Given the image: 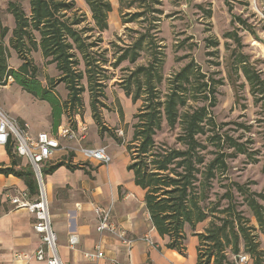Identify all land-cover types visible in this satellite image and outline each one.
I'll return each mask as SVG.
<instances>
[{
    "label": "trees",
    "instance_id": "16d2710c",
    "mask_svg": "<svg viewBox=\"0 0 264 264\" xmlns=\"http://www.w3.org/2000/svg\"><path fill=\"white\" fill-rule=\"evenodd\" d=\"M85 1L91 11L93 26L81 27L87 21V16L75 0H30L29 14L19 2L9 0L8 10L16 23L9 45L5 42L9 29L0 22V84H6L9 77H12L24 91L48 102L52 109L54 131L62 123L68 102L73 106L82 102L84 79L91 93L93 118L101 126L103 122L98 103L100 96L104 95L105 79L108 76L102 65L97 63L98 59L91 49L97 45V41L87 43V40L92 36L89 32L96 30L101 33L109 28V13L113 6L111 0ZM142 14L143 12L134 13L131 20ZM144 42L145 36L140 37L135 45L128 47L118 57L114 65L117 66L126 59L135 62ZM9 47L14 48L23 60L19 68L10 67L8 63ZM37 50L41 51L48 63H55L60 71L59 78H50L47 86L39 80L38 67L30 57V53ZM163 62V59L154 55L147 65H139L134 69L125 86L126 94L132 95L131 85L134 83L137 91L132 96L133 100H143L135 114L133 137L127 145L130 156L128 169L134 172L135 183L145 190V203L151 221L161 236L169 237L167 247L185 254L186 225L195 230L198 223L213 216L205 232H194L200 241L198 264H237V257L241 253H247L253 264H264V250L260 247L258 235L252 231L254 227L234 213H228L218 224L214 220L216 207L204 204L209 198L213 180L218 173H225L228 166L226 154L221 151H206L208 146L202 140V136L207 134V140L213 142L216 139L221 141L222 137L208 133L216 125L209 107H191L188 102L190 99L210 100L211 85L204 80L205 75L194 61H190L173 76L169 92L161 96L158 84L163 80ZM238 63L255 101H262L264 105V78L261 72L247 59H241ZM82 64L84 69L81 68ZM59 82H64L69 90L70 98L66 102L55 91ZM215 103L216 99L213 97L210 104L214 106ZM164 123L172 130L178 129L174 144H159L156 141V135L163 129ZM224 141L236 153L247 152L244 143L230 135H226ZM6 150L11 163H0V173L22 178L31 193L36 195L38 183L32 165L22 164L14 141H8ZM209 153L214 156L208 158ZM63 164L65 163L58 162L48 171ZM42 172L45 173L44 169ZM255 194L264 201L263 193H254L248 195V204L264 231V203ZM201 246H206L204 253H201Z\"/></svg>",
    "mask_w": 264,
    "mask_h": 264
},
{
    "label": "rangeland",
    "instance_id": "374dc122",
    "mask_svg": "<svg viewBox=\"0 0 264 264\" xmlns=\"http://www.w3.org/2000/svg\"><path fill=\"white\" fill-rule=\"evenodd\" d=\"M19 2L30 13V0ZM77 6L87 16L83 26H93L91 11L85 0H75ZM113 10L109 13V28L101 33L89 32L92 36L87 43L97 41L91 49L97 63L106 70L104 95L100 96L98 108L102 116V126L93 118L91 93L84 79L85 90L81 93L82 102L74 105L68 102L62 122L76 127L79 122L86 124V139L82 145L89 147L105 146L108 151H125L133 137L135 114L143 104L142 98L134 101L132 96L137 86L131 85L132 95H127L125 86L129 75L139 65H147L154 55L163 59V80L158 84L160 95L170 89L173 76L190 61L205 75L204 80L211 85L210 100H189L188 106L207 105L215 120V127L209 134L222 135L214 142L202 136L208 146L206 151H221L226 154L227 170L218 173L204 204L216 207L214 220L220 224L228 213L243 217V220L258 235L260 247L264 250L262 231L252 209L248 195L264 194V105L256 102L251 87L239 69L241 59H247L264 78V56L260 43L264 41V0H111ZM9 0H0V22L8 27L5 42L9 45L16 25L14 16L8 10ZM143 14L131 20L134 13ZM130 20V21H128ZM145 36L144 47L135 62L123 60L117 66L118 57L128 47ZM10 67L19 68L23 60L16 50L9 47ZM154 54V55H153ZM30 57L38 67V78L43 85L50 78L58 79L60 71L55 63H48L41 51H32ZM84 69V65H81ZM237 68V71H236ZM55 91L63 102L69 100V90L64 82H59ZM9 97V98H7ZM213 97L216 99L211 106ZM0 101L5 112L20 124L26 122L23 114L47 126L52 131V109L48 102L37 99L24 91L13 78H9L0 89ZM213 127V126H211ZM209 129V128H208ZM44 130V131H46ZM122 131V133H120ZM177 130L166 123L156 135L157 143L174 144ZM116 134V136H114ZM230 135L246 146V153H236L229 147L224 137ZM121 139V141L119 140ZM65 142L64 145H69ZM69 150V149H67ZM213 153L208 154L212 158ZM27 161L26 159H22ZM257 199L264 201L257 196ZM229 209V210H227ZM227 210V211H226ZM226 211V212H225ZM213 216L197 224L195 230L186 225L185 231L193 236L205 232ZM197 236V235H194ZM198 237V236H197ZM199 239V238H198ZM187 242V241H186ZM200 243V241H199ZM199 246V245H198ZM243 248V246H242ZM230 250L229 248L227 249ZM206 246H201V253ZM250 263L253 260L250 258Z\"/></svg>",
    "mask_w": 264,
    "mask_h": 264
},
{
    "label": "crops",
    "instance_id": "0c3cea01",
    "mask_svg": "<svg viewBox=\"0 0 264 264\" xmlns=\"http://www.w3.org/2000/svg\"><path fill=\"white\" fill-rule=\"evenodd\" d=\"M0 101L7 105L6 100ZM19 116L30 124L32 134L48 129L26 115ZM57 130L52 128L51 132L55 134ZM69 143L72 149L57 151L42 168L58 251L65 264H198L197 236L188 235L186 253L182 254L167 247L169 237L161 236L154 227L145 203V190L135 183L134 172L128 169L129 154L109 151L112 161L102 164L83 157L78 151L81 142ZM26 160H22L23 165L29 163ZM58 162L65 164L49 172ZM0 163H11L6 144L0 145ZM25 189L29 188L22 178L0 173V264H47L35 257L42 239L34 228V213L26 208L13 209L4 197L6 190ZM98 206H111L113 221L118 226L132 237L149 236L154 244L138 240L129 246L111 234L99 233L95 211ZM71 235L78 239L74 245L70 244ZM99 243L106 256L87 259L85 252Z\"/></svg>",
    "mask_w": 264,
    "mask_h": 264
},
{
    "label": "built area",
    "instance_id": "2783aa9c",
    "mask_svg": "<svg viewBox=\"0 0 264 264\" xmlns=\"http://www.w3.org/2000/svg\"><path fill=\"white\" fill-rule=\"evenodd\" d=\"M260 48L264 56V41L260 43ZM12 78V77H9ZM4 85L0 84V89ZM87 126L79 122L76 127L63 123L58 127L57 133L41 131L36 134L30 132V124L24 122L20 124L12 119L0 106V145H5L9 140L15 142L16 152L20 157L28 159L32 165L38 183V192L33 195L30 189L25 190H6L4 197L13 209L26 208L34 213L36 222L35 230L41 235L42 244L35 253L37 260L45 261L47 264H65L58 251V240L53 228V219L50 212L48 193L45 188L42 168L51 157L60 150L72 149L65 142H82L86 137ZM122 133V131H120ZM78 151L87 160H96L102 164H109L112 155L105 146L89 147L81 145ZM98 216L97 230L101 234H111L122 243L132 246L138 240L148 241L154 244L149 236L132 237L127 230L118 226L113 221L112 207L105 208L98 206L95 209ZM78 242L75 235L70 236V244ZM21 255H18L20 257ZM106 256L102 245L99 243L91 251L85 252V257L90 260H97ZM250 256L241 253L237 257V264H249ZM117 264H132L117 263Z\"/></svg>",
    "mask_w": 264,
    "mask_h": 264
}]
</instances>
